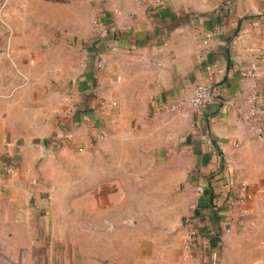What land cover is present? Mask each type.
<instances>
[{"label":"crops","instance_id":"obj_1","mask_svg":"<svg viewBox=\"0 0 264 264\" xmlns=\"http://www.w3.org/2000/svg\"><path fill=\"white\" fill-rule=\"evenodd\" d=\"M160 1L0 0V264H264V0Z\"/></svg>","mask_w":264,"mask_h":264},{"label":"built area","instance_id":"obj_2","mask_svg":"<svg viewBox=\"0 0 264 264\" xmlns=\"http://www.w3.org/2000/svg\"><path fill=\"white\" fill-rule=\"evenodd\" d=\"M141 11L144 13H149L154 10H157L161 8L162 2L160 0H136ZM95 28L99 35L101 36H107L108 30H107V23L96 19L95 22ZM212 34L208 35V38H210ZM261 58L264 61V50L261 53ZM107 59L102 58L101 59V65L100 68L103 69L104 65L106 63ZM257 68L258 65L256 63L252 64L251 69L249 71V75L252 77L257 76ZM217 95V90L215 87L208 85V84H198L195 86L192 94L187 98H182L173 103L169 106L170 112H179L182 110H189L192 112H196L202 108L207 107L209 104L213 102ZM71 97V95L69 96ZM68 113H71V111H68ZM255 129L258 132V137H263V129L261 127H255ZM198 192H203L204 189L202 186H199L197 188ZM195 220L193 218H187L185 220V226H186V234H185V249L190 253L193 254L196 250L197 245L200 242V235L199 232L196 230L195 227H193V224Z\"/></svg>","mask_w":264,"mask_h":264},{"label":"rangeland","instance_id":"obj_3","mask_svg":"<svg viewBox=\"0 0 264 264\" xmlns=\"http://www.w3.org/2000/svg\"><path fill=\"white\" fill-rule=\"evenodd\" d=\"M41 0H35V2H40ZM87 6V7H86ZM83 5V8H82V13H83V20H85V21H93L94 22V17L93 18H90V17H92V16H94L93 14L95 13V10L94 9H90L89 7H88V5ZM7 12V14H9V10H7V9H4L3 10V12ZM28 11V13H29V17L31 18V20H34V22H40L41 20H42V16H47V14H46V10H43V9H41V8H33V9H29V10H27ZM56 11L57 10H47V12H49V15H48V17H50L51 19L52 18H57V14H55L56 13ZM18 14H20V13H18ZM23 14H24V12H23ZM22 14V15H23ZM21 15V14H20ZM19 18H20V16H19ZM23 20V19H22ZM53 20H56V19H53ZM18 21L20 22V19H18ZM84 21V22H85ZM18 25V27L20 28V27H25V24L24 23H17ZM32 27V26H31ZM34 27V30L35 31H38V32H41V31H45V29L48 27V26H46V24H36V25H34L33 26ZM87 26L86 25H83V28H86Z\"/></svg>","mask_w":264,"mask_h":264}]
</instances>
